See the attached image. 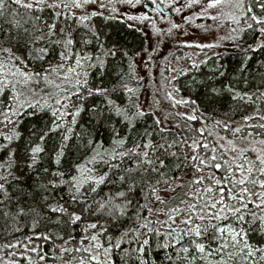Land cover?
<instances>
[{
	"label": "snow or ice",
	"instance_id": "obj_1",
	"mask_svg": "<svg viewBox=\"0 0 264 264\" xmlns=\"http://www.w3.org/2000/svg\"><path fill=\"white\" fill-rule=\"evenodd\" d=\"M164 9L182 23L169 16L159 27ZM197 19L229 26L219 39L244 53L241 73L249 53L264 50V0H0V235L27 229L0 245V264H264V73L258 83L245 76L243 89L194 75L181 86L211 59L192 52L176 63L163 57L159 86L152 75L160 38L188 35V25L208 31ZM98 20L142 33L144 46L130 54L109 45ZM238 112L246 114L233 119ZM38 114L49 123L21 152L20 126Z\"/></svg>",
	"mask_w": 264,
	"mask_h": 264
},
{
	"label": "trees",
	"instance_id": "obj_2",
	"mask_svg": "<svg viewBox=\"0 0 264 264\" xmlns=\"http://www.w3.org/2000/svg\"><path fill=\"white\" fill-rule=\"evenodd\" d=\"M23 11V10H21ZM97 24L103 25V32L106 34V36L102 37L106 39V42L110 45L113 42H118L125 50H127L130 54H133L137 51H140L141 48L144 46V37L142 33L135 31L134 29H130L127 27V25L122 24L118 21H110V22H103V21H96ZM2 23V21H0ZM7 27V25H5ZM243 40L245 42V46L248 43H253V37L251 33H245ZM192 52H198L200 53L199 59H204V53H207L208 57H211V59L208 60V63L206 65L201 66V69L199 72L193 71L189 75V77H181L180 84L183 86L186 83L191 82V76L194 75L198 81H206L209 84H212L216 86L217 88L222 87L225 84L228 83H234L237 84L240 89L244 88L243 85V79L245 76H247L250 80L255 78V81L258 83L260 80V74L264 73V67H260L261 61H264V50H261L257 53H249L252 55V59L248 61V69L241 73L240 67L241 63L243 61L244 53H242L238 48L235 47V45L231 42V44L228 47H224L220 45L218 48L214 49H205L203 52L199 49H188V48H180L172 52V55H169V61L172 63H176L175 57H185V53H192ZM181 66H188L190 64V61L187 60V58L182 59L180 62ZM127 61H125V71H127L126 68ZM218 69V70H217ZM138 70V69H137ZM223 71L225 73L224 76H220L219 72ZM170 73L165 72V75H169ZM212 77L211 80L208 78ZM255 86L254 84L252 85ZM205 89L203 87H199L194 93V98H200L203 97ZM185 96L189 95V91L185 90L183 92ZM91 101H89V104ZM221 105V111L222 112H228L231 107V101L228 95H224L220 101ZM246 113H237L233 116V119L240 120L241 115ZM49 115L48 114H38L37 116L33 117H27L23 121V123L20 126V131L23 133V138L17 142V145L20 148V151L23 152L27 146V142L29 140L30 134L32 129H35L36 131V137H38L41 132L46 128L47 124L49 123ZM89 122V113L85 111L81 114L80 118V125H87ZM151 122V121H149ZM181 123H185L181 121ZM199 125H196L198 127ZM178 135H181L180 129L174 128L173 129ZM191 132V129H189ZM194 134V133H192ZM111 132L110 129L101 127L99 129L98 138L105 140L106 142L110 139ZM36 137H33L35 139ZM58 137H52L50 138L45 147L48 150H51V148L55 145L57 142ZM74 143V142H73ZM49 160L47 157L44 158V163L42 166H48ZM32 181H28V183H31ZM79 230V229H77ZM27 234V229H25L24 233H17L12 236H3L0 235V245H3L5 242L8 241H15L18 238H22L23 235ZM160 256H162V253L158 255L157 261L159 262Z\"/></svg>",
	"mask_w": 264,
	"mask_h": 264
},
{
	"label": "rangeland",
	"instance_id": "obj_3",
	"mask_svg": "<svg viewBox=\"0 0 264 264\" xmlns=\"http://www.w3.org/2000/svg\"><path fill=\"white\" fill-rule=\"evenodd\" d=\"M145 9L143 6L138 7L137 9H132L130 11L132 12H142ZM167 12H163L164 20H161L159 17H157V24L159 27L167 29L169 25L166 23V20L169 16H171V19H173L176 23H182L181 16H177L175 13H171L169 9H166ZM121 11H129L126 6L121 8ZM195 11H198V9H195ZM155 15L154 13H150ZM191 13L189 11H185L183 15H190ZM196 24H205L209 27L208 31H204L202 28L195 27L193 25H188L187 31L188 35H184V29L174 31L172 36H163L160 39L163 40V43L160 45L159 51L156 53H153V61L155 63V67L152 68V75L155 77L156 86H159V83L161 82V66L164 64L163 57L168 56L169 53L174 52L177 49H180L182 47H178L179 44H181L183 41H189V42H196V43H219L220 45L224 47H228L231 44L230 40H223L221 41L219 38L222 36H227L229 34V26L225 24L223 27H217L218 22H213L211 20H205V19H197L195 21ZM147 31V29H146ZM151 35V34H150ZM157 38L152 37L149 41V46L152 42H154ZM137 64L140 65L138 67V71L141 76H145V84L146 89L145 93H150L153 91L152 85L148 84L147 82V76L148 73L144 70L143 65L140 64V60L137 59ZM143 95L141 99L143 100ZM164 111H171L170 106L165 104L163 107ZM161 113H158V115ZM181 132V131H180ZM183 135V133L181 132Z\"/></svg>",
	"mask_w": 264,
	"mask_h": 264
},
{
	"label": "flooded vegetation",
	"instance_id": "obj_4",
	"mask_svg": "<svg viewBox=\"0 0 264 264\" xmlns=\"http://www.w3.org/2000/svg\"><path fill=\"white\" fill-rule=\"evenodd\" d=\"M150 7H152V6L150 5ZM164 12H167V10H166V9H164Z\"/></svg>",
	"mask_w": 264,
	"mask_h": 264
}]
</instances>
